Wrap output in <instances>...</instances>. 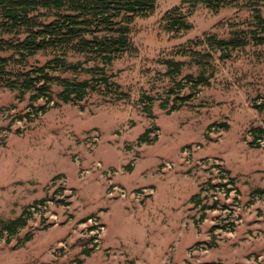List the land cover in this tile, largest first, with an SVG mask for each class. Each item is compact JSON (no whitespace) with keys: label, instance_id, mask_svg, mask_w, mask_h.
I'll return each instance as SVG.
<instances>
[{"label":"rangeland","instance_id":"rangeland-1","mask_svg":"<svg viewBox=\"0 0 264 264\" xmlns=\"http://www.w3.org/2000/svg\"><path fill=\"white\" fill-rule=\"evenodd\" d=\"M188 1L134 18L133 50L81 102L0 83V224L25 221L12 235L0 225V264H264V45L247 34L264 0ZM174 8L191 25L176 35L163 21ZM242 31L243 47L215 48Z\"/></svg>","mask_w":264,"mask_h":264},{"label":"trees","instance_id":"trees-1","mask_svg":"<svg viewBox=\"0 0 264 264\" xmlns=\"http://www.w3.org/2000/svg\"><path fill=\"white\" fill-rule=\"evenodd\" d=\"M156 1L0 0V83L20 95L31 93L33 101L45 98L47 103L52 101L53 84L60 88L57 98L65 104L81 102L88 93H99L102 91L99 82L107 86L109 79L104 67L133 50L129 39L132 20L152 13ZM189 1L191 6L200 3L217 11L235 0ZM163 21L166 30L174 35L191 28L179 8L167 12ZM253 24L248 38L254 45H264V17L257 13ZM243 34L242 31L227 40L213 39L214 46L216 49L243 47L246 42ZM38 54H47L49 58L42 65L25 63ZM70 54L84 56V63L93 61L95 65L82 69L81 61L67 62ZM68 72L86 74L89 79L62 76ZM22 218L1 223L2 230L11 235L16 233L25 225Z\"/></svg>","mask_w":264,"mask_h":264},{"label":"built area","instance_id":"built-area-1","mask_svg":"<svg viewBox=\"0 0 264 264\" xmlns=\"http://www.w3.org/2000/svg\"><path fill=\"white\" fill-rule=\"evenodd\" d=\"M96 140H97L96 135H93L91 137H87V141H89L91 143L95 142ZM186 161L188 162L189 161V158H187ZM163 167L170 169L171 168V165L169 163H165V164H163ZM96 168H100V164L99 163L96 164ZM111 174L113 175L115 173L112 172ZM109 182H111L110 185H109V187H108V195L109 196H111V197H114L115 196V197H118V198H121V199L122 198H126L127 192L125 191V189L123 187H121L119 185L113 184L111 180H109ZM130 196L131 197L138 198L140 195H139V193H136L135 194V191H132L130 193ZM33 210H34V208L32 207L31 208V211H33ZM94 225H95V229L93 231H91V232L94 234L93 235L94 237H93L92 240H93V243L96 244V249H97L99 247V243H100L99 242L100 233L104 230V227L102 225H100L96 221H95ZM59 246L62 249L65 248V246L62 243H59Z\"/></svg>","mask_w":264,"mask_h":264}]
</instances>
